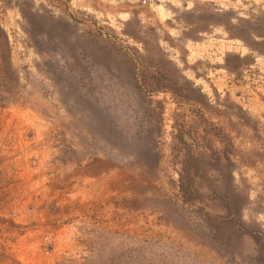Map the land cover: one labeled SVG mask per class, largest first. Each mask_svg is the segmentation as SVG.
<instances>
[{
	"label": "rangeland",
	"instance_id": "rangeland-1",
	"mask_svg": "<svg viewBox=\"0 0 264 264\" xmlns=\"http://www.w3.org/2000/svg\"><path fill=\"white\" fill-rule=\"evenodd\" d=\"M0 264H264V0H0Z\"/></svg>",
	"mask_w": 264,
	"mask_h": 264
},
{
	"label": "trees",
	"instance_id": "trees-1",
	"mask_svg": "<svg viewBox=\"0 0 264 264\" xmlns=\"http://www.w3.org/2000/svg\"><path fill=\"white\" fill-rule=\"evenodd\" d=\"M183 188H184V187L181 185V186H180V189L183 190Z\"/></svg>",
	"mask_w": 264,
	"mask_h": 264
},
{
	"label": "built area",
	"instance_id": "built-area-1",
	"mask_svg": "<svg viewBox=\"0 0 264 264\" xmlns=\"http://www.w3.org/2000/svg\"><path fill=\"white\" fill-rule=\"evenodd\" d=\"M79 1H83V0H79Z\"/></svg>",
	"mask_w": 264,
	"mask_h": 264
}]
</instances>
